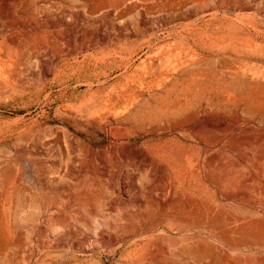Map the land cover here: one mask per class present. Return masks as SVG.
I'll list each match as a JSON object with an SVG mask.
<instances>
[{
	"label": "rangeland",
	"instance_id": "obj_1",
	"mask_svg": "<svg viewBox=\"0 0 264 264\" xmlns=\"http://www.w3.org/2000/svg\"><path fill=\"white\" fill-rule=\"evenodd\" d=\"M0 264H264V0H0Z\"/></svg>",
	"mask_w": 264,
	"mask_h": 264
}]
</instances>
